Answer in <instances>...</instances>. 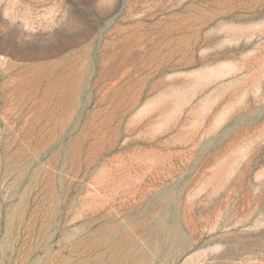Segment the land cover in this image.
<instances>
[{"label": "rangeland", "instance_id": "rangeland-1", "mask_svg": "<svg viewBox=\"0 0 264 264\" xmlns=\"http://www.w3.org/2000/svg\"><path fill=\"white\" fill-rule=\"evenodd\" d=\"M0 264H264V0H0Z\"/></svg>", "mask_w": 264, "mask_h": 264}]
</instances>
